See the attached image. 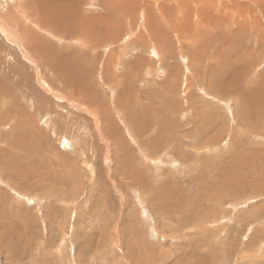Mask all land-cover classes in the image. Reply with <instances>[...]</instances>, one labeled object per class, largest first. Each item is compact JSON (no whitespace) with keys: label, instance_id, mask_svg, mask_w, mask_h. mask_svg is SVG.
I'll return each instance as SVG.
<instances>
[{"label":"rangeland","instance_id":"obj_1","mask_svg":"<svg viewBox=\"0 0 264 264\" xmlns=\"http://www.w3.org/2000/svg\"><path fill=\"white\" fill-rule=\"evenodd\" d=\"M46 1L0 7V264H264V44L217 22L247 1Z\"/></svg>","mask_w":264,"mask_h":264},{"label":"bare ground","instance_id":"obj_2","mask_svg":"<svg viewBox=\"0 0 264 264\" xmlns=\"http://www.w3.org/2000/svg\"><path fill=\"white\" fill-rule=\"evenodd\" d=\"M9 1V2H8ZM26 0H24V1H18V0H3V4L2 5H0V7H2V6H5L6 5V7L9 5L10 6V8L11 7H14L15 6V8H16V11H14V13H15V15L14 14H12V17L13 16H16L12 21H14V20H16V19H18V18H20V19H23V20H25V21H28V22H30V23H32L33 24V26L34 27H36L37 29H39L40 30V27L37 25V23L36 22H34V20H35V18L33 17V16H35V15H40L41 14V12H43V11H41V7H43V8H45L44 6L47 4V2L48 1H46V0H35V2H33L32 4H29V3H26V5L24 6V7H26V6H31L32 7V11L34 12V13H31V14H29V13H27L26 12V10L24 9V7H21L20 6V4H24V2H25ZM67 1V0H66ZM73 1H75V0H73ZM79 1V0H78ZM89 1H91V0H89ZM96 1V0H95ZM119 1H123V2H125V3H127L126 5H124V6H122V5H120V3L119 4H116L115 6H113V7H118V8H120V7H124L123 9L124 10H126L125 9V6H129V7H126L127 8V12H129V13H132V11H133V9L130 7V4H131V0H119ZM154 3H157V2H159V0H152ZM161 1H163L164 3H169V2H171V1H175L176 3L177 2H183L182 0H161ZM197 1H199V0H197ZM196 1V2H197ZM204 1V0H203ZM247 1V3H248V5H249V7H247V8H239L238 9V12L235 14V13H230V12H228L226 9H224V11L222 12V14H219L218 16H217V22H218V26H221V25H223V26H225V30H226V32L227 33H231V34H233L235 37H241V38H243L244 39V42L245 43H248L249 41V39L251 38L252 40H253V43L252 42H250V44H253V45H257V46H259V47H262V45L264 44L263 42H264V37H261L262 36V33L264 32V26H263V23H264V21H259L258 19L259 18H257L256 16H247L248 14L250 15H253V12H254V10H252V8L250 7V5H251V3H255L256 1L255 0H246ZM5 2V3H4ZM12 4H11V3ZM18 2V3H17ZM58 2V1H57ZM57 2L55 1V2H53V3H56L57 4ZM60 2V1H59ZM64 2V1H63ZM88 2V1H87ZM92 2H94V1H92ZM122 2V3H123ZM132 2H133V0H132ZM151 2V1H150ZM205 2V1H204ZM204 2L203 3H199V4H196V6H195V8H192V11H193V13L194 12H199L200 14H197V16H198V18H199V21H200V24H205L206 26H210V27H212L213 26V23L211 22V21H214V20H212L211 19V21H210V19H206V17L205 16H208V14H209V11H210V8H206L205 6H204ZM207 2V1H206ZM260 3L261 4V6L262 7H264L262 4H264V0H259V1H257L256 3ZM50 3V2H49ZM62 3V1L60 2V4ZM68 3V2H67ZM67 3H64L65 5L67 4ZM70 4H71V2H69ZM68 3V4H69ZM89 3V2H88ZM59 3L57 4V6L58 5H60ZM85 4V3H84ZM90 4V3H89ZM206 4V3H205ZM209 4H211V3H207L206 5H209ZM259 4V5H260ZM72 5H73V3H72ZM215 5V4H214ZM256 5V4H255ZM56 6V5H55ZM61 6H64L63 4H61L59 7H61ZM75 6V5H74ZM146 6H149V5H146ZM145 6V7H146ZM260 6V7H261ZM48 7V6H47ZM66 7V6H65ZM65 7H64V9H65ZM73 7V6H72ZM155 7V6H154ZM208 7V6H207ZM210 7V6H209ZM255 7V6H254ZM256 7H258L257 5H256ZM3 9H6L5 7H2ZM53 8V7H52ZM51 8V9H52ZM28 9H29V7H28ZM29 9V10H30ZM62 10H63V8H61ZM80 9V7L77 9V10H79ZM139 9V8H138ZM181 9V8H180ZM208 9H209V11H208ZM214 9V8H213ZM222 9V10H223ZM263 9V8H262ZM1 10V9H0ZM29 10H28V12H29ZM46 10V9H45ZM58 10H59V8H58ZM71 10V9H70ZM70 10H68V11H70ZM77 10H75L74 9V11H75V13L77 12ZM219 10V9H218ZM237 10V9H236ZM31 11V12H32ZM56 11V10H55ZM72 11V10H71ZM220 11H221V9H220ZM58 12H60V11H58ZM78 12H80V11H78ZM219 12V11H218ZM243 12H245L246 13V15L245 14H242V15H238V14H241V13H243ZM257 12H258V10H257ZM44 13V12H43ZM49 13V12H48ZM65 13V12H64ZM63 13V14H64ZM172 13V12H171ZM193 13H190V14H193ZM211 13H212V11H211ZM213 13H214V11H213ZM228 13V14H227ZM11 14V13H10ZM61 14V13H60ZM65 14H67V12L65 13ZM69 14V13H68ZM189 14V15H190ZM256 13H254V15H255ZM106 15V14H105ZM166 15H168L167 14V12H166ZM171 15V14H170ZM180 15V14H179ZM187 15V14H186ZM189 15H187V17L189 16ZM214 15V14H213ZM234 15V16H233ZM260 15L262 16V19L264 20V10H260ZM56 16V15H55ZM58 16H61V15H59L58 14ZM159 16V15H158ZM211 16V15H210ZM215 16V15H214ZM23 17V18H22ZM108 17V16H107ZM247 17V18H246ZM1 18H3V17H1ZM62 18V17H61ZM61 18H60V21H61ZM246 18V19H245ZM5 19V18H4ZM80 19V18H79ZM52 20H54L53 18H52ZM58 20V19H57ZM68 20V19H67ZM70 20V19H69ZM216 20V19H215ZM3 19H0V34L2 35V36H4V38H5V40L8 42V44L10 45V46H13V47H16V48H18L19 50H21L24 54H25V56H26V48H28V44H21V46L18 44V42L14 39V37H13V35H12V33H11V26H9L5 21H8V23H9V21H10V19L9 20H4L3 22ZM5 22V23H4ZM11 22V21H10ZM57 22V21H56ZM71 23V22H70ZM99 23V22H98ZM98 23H96V24H98ZM7 24V27L8 28H6V25ZM10 24V23H9ZM39 24V23H38ZM62 24V23H61ZM167 24V23H166ZM214 24H215V22H214ZM64 25V24H63ZM68 25V24H67ZM66 25V26H67ZM95 25V24H94ZM174 26L176 27V28H179V24H174ZM192 28H193V31H194V33L195 34H198L199 33V28L200 27H202V26H200L199 28L198 27H194V24H192ZM195 26H197V25H195ZM205 26V27H206ZM209 27V28H210ZM216 27V26H215ZM215 27H214V29H215ZM42 28V27H41ZM46 28V27H45ZM45 28H42V30L43 29H45ZM71 28V27H70ZM99 28V27H98ZM203 28V27H202ZM219 28V27H218ZM234 28V29H233ZM68 29V28H67ZM77 28H75V30H76ZM82 29V28H81ZM204 29V28H203ZM46 31H47V33L49 34V37H51V38H56V41L59 43V39H60V37L59 36H56L57 34L55 33V32H53V31H51V30H49V29H45ZM201 30V29H200ZM206 30V29H205ZM44 31V30H43ZM69 32H70V30H68ZM208 31V30H207ZM222 31H223V29H222ZM209 33V32H208ZM48 34H47V36H48ZM226 35V34H225ZM225 35H223V38L225 37ZM80 36V35H79ZM200 36V35H199ZM264 36V35H263ZM83 37V36H82ZM189 37V36H188ZM196 37V36H195ZM195 37L193 38L194 39V41L195 40H197V39H195ZM204 37V36H203ZM233 38V37H232ZM249 38V39H248ZM262 38V39H261ZM66 39V38H65ZM82 39V38H81ZM86 39V37L84 38V40ZM89 39V38H88ZM87 39V40H88ZM193 39H189L190 41L191 40H193ZM203 39V38H202ZM235 39V38H234ZM63 40H64V37H63ZM77 40V39H76ZM80 40V39H79ZM73 41V40H72ZM78 41V40H77ZM184 41V40H183ZM213 41V40H212ZM236 41H237V39H236ZM236 41H229L230 43L229 44H233V43H235ZM241 41V40H240ZM10 42V43H9ZM63 42H65V41H63ZM79 42V41H78ZM86 42V41H85ZM84 41H83V43H82V41H81V43L82 44H84L85 43ZM88 42V41H87ZM87 42H86V44H84L85 45V47H87L86 45H87ZM189 42V41H188ZM193 42V41H192ZM62 43V42H61ZM151 43V42H150ZM184 43V42H183ZM186 43V42H185ZM74 44V43H73ZM76 44V43H75ZM82 44H80V46L82 45ZM83 45V46H84ZM187 45V44H186ZM190 45V44H189ZM193 45H195V44H193ZM64 46H68L66 43H62L61 45H60V49L63 47L64 48ZM82 46V47H83ZM94 44L91 42L90 43V46L89 47H93V49H94ZM185 46V45H184ZM183 46V47H184ZM188 46V45H187ZM238 46V45H237ZM238 48V47H237ZM92 49V48H91ZM181 49V48H180ZM195 49V48H194ZM182 50V49H181ZM180 50V51H181ZM255 50V49H254ZM253 51V50H252ZM155 52H157V53H159L158 52V49H157V47H156V45L155 44H153V47H152V53H155ZM188 52V51H187ZM6 53V52H5ZM59 53V52H58ZM71 53V52H70ZM70 53H69V55H70ZM221 53V52H220ZM64 54V53H63ZM21 55H22V53H21ZM262 55V54H261ZM7 56V55H6ZM25 56H23V57H25ZM183 56V55H182ZM27 57L29 58V54L27 55ZM11 58V57H10ZM65 58H67V57H65ZM65 58H63V57H60V61H57V62H64L65 61ZM71 58V57H70ZM263 59H264V57H262ZM6 59V58H5ZM257 60H258V58H257ZM29 61L30 62H34L35 63V61L33 60V59H30L29 58ZM28 61V62H29ZM69 62V61H68ZM63 64V63H62ZM59 65V64H58ZM56 63H55V65H53V67L57 70V68L59 67ZM66 65V64H65ZM65 65H64V67H65ZM67 65H69L70 66V63H67ZM73 65V64H72ZM68 66V67H69ZM76 66V65H75ZM35 67H36V64H35ZM53 67H52V69H53ZM73 67V66H72ZM230 67V66H229ZM60 68V67H59ZM58 68V69H59ZM76 68H77V66H76ZM63 69H65V68H63ZM72 69V68H71ZM245 69V68H244ZM3 70V69H2ZM67 70V69H66ZM49 71V70H48ZM59 71V70H58ZM58 71H57V73H58ZM78 71V70H77ZM59 72H61V71H59ZM75 72H76V70H75ZM74 73V72H73ZM77 73V72H76ZM60 74V73H59ZM62 75V74H61ZM57 76V75H56ZM231 76V75H230ZM236 76V75H235ZM237 77V76H236ZM235 77V78H236ZM241 77V76H240ZM55 78V77H54ZM57 78V77H56ZM62 78H63V76H62ZM42 79V78H41ZM240 79V78H239ZM58 80V79H57ZM61 80V79H60ZM42 81V80H41ZM53 81V80H52ZM54 81H55V79H54ZM33 83H34V81H33ZM44 83V82H43ZM45 84V83H44ZM49 87V86H48ZM259 87H261V86H259ZM69 101V100H68ZM225 101V100H224ZM223 102V101H222ZM221 102V103H222ZM223 104V103H222ZM225 104H226V102H225ZM158 158H159V156H158ZM15 192V191H14Z\"/></svg>","mask_w":264,"mask_h":264}]
</instances>
